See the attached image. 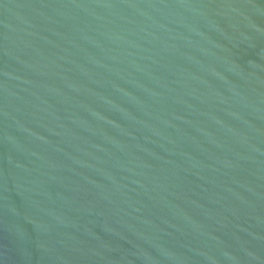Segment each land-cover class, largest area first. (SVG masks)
<instances>
[{"label":"water","instance_id":"1","mask_svg":"<svg viewBox=\"0 0 264 264\" xmlns=\"http://www.w3.org/2000/svg\"><path fill=\"white\" fill-rule=\"evenodd\" d=\"M0 264H264V0H0Z\"/></svg>","mask_w":264,"mask_h":264}]
</instances>
